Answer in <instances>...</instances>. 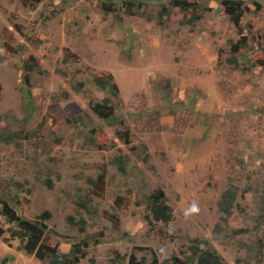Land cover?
Wrapping results in <instances>:
<instances>
[{"label":"rangeland","instance_id":"374dc122","mask_svg":"<svg viewBox=\"0 0 264 264\" xmlns=\"http://www.w3.org/2000/svg\"><path fill=\"white\" fill-rule=\"evenodd\" d=\"M103 1L27 7L0 0V197L31 220L50 211V242L64 253L88 242L84 264H131L132 257L162 263L189 254L192 240L217 250L226 264H264V65L252 67L264 61V0H240L249 8L240 28L225 0H190L210 9L191 26L178 8L167 25L158 24L170 0H140L142 16L125 13L128 0H113L123 21L105 13ZM244 36L250 47L232 65L230 42ZM31 56L40 68L28 87L23 65ZM109 74L120 88L116 116L130 128L129 145L89 105L108 96L93 78ZM121 154L129 157L126 174L115 163ZM103 170L107 191L95 197L88 179ZM233 185L248 194L240 192L235 221L225 225L219 201ZM128 191L131 206L120 210L116 200ZM155 195L175 210V220L157 232L144 218ZM89 198V212L78 207ZM193 203L199 212L186 216ZM107 213L120 216L119 228ZM81 216L85 232L69 221ZM11 255L15 260L4 262ZM3 262L46 264L0 238Z\"/></svg>","mask_w":264,"mask_h":264},{"label":"trees","instance_id":"16d2710c","mask_svg":"<svg viewBox=\"0 0 264 264\" xmlns=\"http://www.w3.org/2000/svg\"><path fill=\"white\" fill-rule=\"evenodd\" d=\"M44 1L46 0H21L22 4L27 7H35L37 4H41ZM223 5L226 8V14L230 17L233 24L237 28H240L244 16L249 12V8L245 5V2L240 0H225ZM100 7L105 13H116L117 18L120 21L124 20L122 13L119 12L117 4L113 0L103 1L100 3ZM124 8H126L125 13L129 16H142L145 12V5L143 1L140 0H128L125 2ZM173 8H178L183 14H185L187 20L183 21L182 24L186 26H191L201 21L206 12L210 10L208 7H205L197 1L170 0L169 4L165 3L162 5L161 11L157 17L158 24L161 26L167 25V21L172 15ZM148 19L153 20L154 18L149 17ZM249 43V39L246 36L241 37L238 41H231V57L228 59V62L232 65L238 66L240 64L242 52L250 47ZM8 48L12 49L9 46ZM73 56L76 57V55ZM70 60V57L66 56L63 62L68 63ZM259 64L264 65V61L253 63L252 67ZM39 68L40 63L35 56H31L30 59L24 63L23 80L28 87H31L32 74ZM92 82L95 86L107 91L108 96L102 101H96L91 98L89 100L91 110L101 120L110 123L111 125L118 126V138L127 145L131 144L130 128L126 127L124 120L119 119L116 116V112L122 107L123 101L120 95V88L115 82L114 75L95 76ZM81 86L84 85L82 84ZM30 104L32 103H29V106ZM81 120H83V118ZM11 140H14L13 136L11 137ZM6 141L10 142L9 139H6ZM88 141L90 145L97 146L94 138H90ZM57 142H61V140L57 139ZM144 158V161H149V156ZM115 163L118 165V168L122 173H127L129 157L121 154L116 157ZM106 176L107 172L106 170H103L98 178L88 179L89 185L96 188L93 196H105L107 191ZM49 184L52 186L50 182ZM14 185L23 188L25 184L14 183ZM240 192L243 196L248 194L247 191L242 192L239 186L233 185L223 193L219 201V211L222 214L221 220L225 225L235 221L236 201L240 196ZM128 193L129 195L127 197H119L116 200V203L119 204L120 210L129 209L131 206V191H128ZM93 198H89L84 202L81 201L78 203V207L89 212V204L93 203ZM120 202L122 205H120ZM148 211L149 212L144 218L153 231L157 232L159 231V226L167 227L175 220V210L165 195H155L150 197L148 199ZM107 215L117 228L121 226L119 215L114 216L110 213H107ZM50 219H52V213L50 211L43 212L35 220L25 218L19 215L15 206L11 204L8 199L0 197V238H3L4 242L10 248H16L18 251H24L29 255H33L46 264H84L82 263V260L87 257V247L89 246V243L85 241L84 243L74 244L68 253L62 252L58 245H52L48 237V225L46 222ZM69 221L73 226H78L81 232L86 231L87 221L83 216L80 217L79 221H76L74 217H69ZM188 252L189 254L186 253L184 256L181 254H174L171 258L162 263H159L155 258L156 263L154 264H226L217 250L214 248H203L202 242L199 240H192ZM8 259L9 262L14 261L15 257L11 255L7 257L4 262ZM4 262L2 264H5ZM124 262L125 260L123 258H121L120 261L119 258H116L112 263L123 264ZM91 263L96 264V260L92 258ZM131 264H136L135 257L131 258Z\"/></svg>","mask_w":264,"mask_h":264},{"label":"clouds","instance_id":"9594fccd","mask_svg":"<svg viewBox=\"0 0 264 264\" xmlns=\"http://www.w3.org/2000/svg\"><path fill=\"white\" fill-rule=\"evenodd\" d=\"M199 212V207L197 206L196 203H193L191 205V207L187 210V212L185 213V215H190V214H194V213H198ZM20 215V214H19ZM2 239V238H1ZM5 243V242H4ZM8 246V245H7ZM9 247V246H8ZM10 248V247H9ZM12 249V248H11ZM22 252V251H21ZM26 253V252H25ZM27 254V253H26ZM29 255V254H28ZM33 256V255H32ZM15 260V259H14ZM41 261V260H40ZM13 262V261H12Z\"/></svg>","mask_w":264,"mask_h":264}]
</instances>
